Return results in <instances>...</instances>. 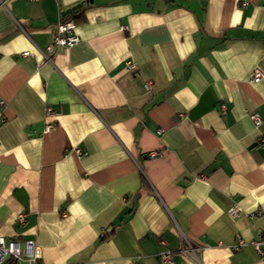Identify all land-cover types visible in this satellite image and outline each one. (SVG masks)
<instances>
[{
  "label": "crops",
  "instance_id": "obj_1",
  "mask_svg": "<svg viewBox=\"0 0 264 264\" xmlns=\"http://www.w3.org/2000/svg\"><path fill=\"white\" fill-rule=\"evenodd\" d=\"M263 231L264 0H0V236L45 264H199L183 238L264 264Z\"/></svg>",
  "mask_w": 264,
  "mask_h": 264
},
{
  "label": "built area",
  "instance_id": "obj_2",
  "mask_svg": "<svg viewBox=\"0 0 264 264\" xmlns=\"http://www.w3.org/2000/svg\"><path fill=\"white\" fill-rule=\"evenodd\" d=\"M242 5L245 6L246 2H242ZM20 29L22 27L18 25ZM75 24L73 20L66 19L60 20L56 23L55 29L53 32V36L51 39V43L46 47V51L42 52L43 60L46 62L51 61L52 55H54L58 50H62L65 48H69L78 43V36L74 32ZM126 27H124L125 29ZM22 55H28V52H23ZM124 67L133 70L135 65L133 62L126 60L124 62ZM261 76V71L258 68L253 70V74L251 80L256 82L259 80ZM150 82H144V88L150 90ZM52 113V110L49 106L45 108V115L48 116ZM249 118L253 121L255 126H258L261 123V118L255 112L249 113ZM52 128V123L47 122L44 126L43 131H47ZM76 153L78 156H81L82 152L76 149ZM160 154L159 151L150 152V156H158ZM241 213V210L238 206L234 205L228 208V214L231 217H236ZM25 220L24 214H19L17 216L18 224H22ZM185 240L186 245L183 248H180L178 252L183 256H187V251H189L197 260V263L200 264V261L197 256V252L201 249L200 246L194 247L190 244V242ZM160 245H164V242L161 238L158 240ZM246 242L241 238H238L236 244L234 245L236 248L239 246L245 245ZM256 254L260 257H264V231L260 232L256 235V237L248 243ZM157 257L160 262L163 264H174L172 259V250L170 249H162L158 252ZM0 264H45L40 259V252L38 246L32 239H6L0 236ZM67 264V263H60Z\"/></svg>",
  "mask_w": 264,
  "mask_h": 264
},
{
  "label": "water",
  "instance_id": "obj_3",
  "mask_svg": "<svg viewBox=\"0 0 264 264\" xmlns=\"http://www.w3.org/2000/svg\"><path fill=\"white\" fill-rule=\"evenodd\" d=\"M79 5H80V4H77L76 6H73V7L69 8V9L65 10L64 13L66 14V13L71 12L72 10L76 9V7L79 6Z\"/></svg>",
  "mask_w": 264,
  "mask_h": 264
}]
</instances>
